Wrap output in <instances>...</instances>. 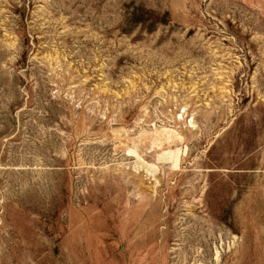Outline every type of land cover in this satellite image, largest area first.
I'll return each mask as SVG.
<instances>
[{
  "label": "rangeland",
  "instance_id": "obj_1",
  "mask_svg": "<svg viewBox=\"0 0 264 264\" xmlns=\"http://www.w3.org/2000/svg\"><path fill=\"white\" fill-rule=\"evenodd\" d=\"M0 264H264V0H0Z\"/></svg>",
  "mask_w": 264,
  "mask_h": 264
}]
</instances>
